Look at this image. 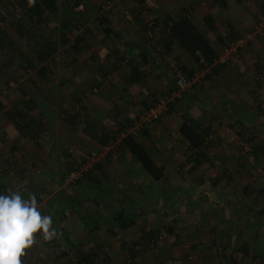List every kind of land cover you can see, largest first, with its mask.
<instances>
[{
  "label": "crops",
  "instance_id": "crops-1",
  "mask_svg": "<svg viewBox=\"0 0 264 264\" xmlns=\"http://www.w3.org/2000/svg\"><path fill=\"white\" fill-rule=\"evenodd\" d=\"M53 4L17 23L7 18L15 4L0 0V183L3 194L34 193L55 229L37 234L23 264L91 250L94 264H264V147L240 151L241 142L264 144V30H255L264 0ZM181 21L213 50L212 65L166 28ZM231 40L243 45L219 63ZM177 69L191 81L182 92ZM173 92L157 121L135 127L155 97ZM184 119L215 141L192 149ZM127 135L159 180L122 148ZM87 162L89 176L69 186L67 171Z\"/></svg>",
  "mask_w": 264,
  "mask_h": 264
},
{
  "label": "trees",
  "instance_id": "trees-1",
  "mask_svg": "<svg viewBox=\"0 0 264 264\" xmlns=\"http://www.w3.org/2000/svg\"><path fill=\"white\" fill-rule=\"evenodd\" d=\"M12 3L15 4V7L13 6L12 9H10V11L7 10V13H8L7 18H12V21L14 22L16 21L17 23L21 20V17L24 11H27L30 15L32 14V15H37L38 17H41L44 14V12L52 13L55 9L53 0H12ZM16 10L21 11V16L19 19L14 18ZM0 23L2 24L3 21L0 20ZM166 28H168L171 34H175L177 36L176 38H177L178 44L181 47H183L185 50H187L191 54V56L194 57L196 61L200 60V57H202L203 61L204 62L206 61L207 64L212 65L214 63L216 55L214 54L213 50L209 47V45L206 43L205 39L202 38V36L195 30L194 26H192L191 23L184 24V22L181 21V26H174V27L166 26ZM3 36H4V33L0 30V47H3V45L6 43ZM234 42L235 40L234 41L231 40L230 43H227V44L225 43L226 45L224 47ZM197 54L200 55V57L197 56ZM156 98L157 97H155L153 100H155ZM175 100L176 98H174L172 102L168 103L167 109L170 107L171 103H173ZM179 132H180V135L187 141V143L192 149L201 151L199 149L204 147L205 137L208 134L205 135L203 131H201V129H199V127L195 125L194 121L184 119L182 125L179 128ZM250 143H253V142L248 141V142L240 143L241 153L243 154L250 153L256 148L264 147V144L254 142L253 145L251 144V149L249 152H243L242 144L248 145ZM121 145H122V148H124L131 154V156L137 161V163L141 166L143 171L151 179L159 180L163 176L162 170L158 166L155 165L150 155L142 148V146H140V144L135 140L134 137H132L131 135L125 136L121 140ZM76 170L78 169L67 171L65 175L66 180L68 179L69 173L72 171H76ZM90 170L91 168L82 172L80 176L77 177V179L73 183H69V186H73L83 181L84 178L89 176ZM4 190H5V187L0 183V193H3ZM73 201L74 200L71 199L69 200L70 203L69 202L68 203L71 204L72 206H75V205L81 206V202L79 201L73 202ZM77 212H80V211H77ZM84 222H85V226L87 227V230L92 232V227L90 228V225L93 224L94 226L95 223L93 220H91V217L84 219ZM95 255L96 253L92 250L85 254L77 253L76 259H72V262L70 264H94L93 260H94ZM66 256H67V252H61L57 254L56 258L59 260Z\"/></svg>",
  "mask_w": 264,
  "mask_h": 264
},
{
  "label": "clouds",
  "instance_id": "clouds-1",
  "mask_svg": "<svg viewBox=\"0 0 264 264\" xmlns=\"http://www.w3.org/2000/svg\"><path fill=\"white\" fill-rule=\"evenodd\" d=\"M55 235L52 217L42 214L34 193L24 198L20 191L0 193V264H23L26 250Z\"/></svg>",
  "mask_w": 264,
  "mask_h": 264
},
{
  "label": "built area",
  "instance_id": "built-area-1",
  "mask_svg": "<svg viewBox=\"0 0 264 264\" xmlns=\"http://www.w3.org/2000/svg\"><path fill=\"white\" fill-rule=\"evenodd\" d=\"M107 4L109 5L110 2H107ZM21 16V11L16 10L15 11V19H19ZM152 25H149V27ZM152 28V27H150ZM255 30L256 31H263L264 30V11L262 10H258L257 12V19H256V24H255ZM243 43L241 42V40H237L232 44H229L228 46L224 47L220 52H219V56L217 58V61L219 63H223L224 61L227 60V58L230 57V54L232 52H235V50H237V48L242 47ZM191 86V81L187 78V76H185L183 74V72L179 69L174 71V80H173V88L175 90V92H182L186 89H188ZM173 92L170 95H163V96H159L157 97L155 100H153L150 103L149 109L147 110V113L140 117V119L136 122V128H142L144 127V125H150L151 123L157 121L167 110V105L168 103L172 102L174 100V98H176V93ZM262 107H264V101L262 103ZM213 141H215V137L212 134H208L205 137V143L204 146L207 143H212ZM251 144L253 145V143H250L248 145L246 144H242L243 147V152H249L251 149ZM95 156V153L91 154V159ZM90 167V162H87L84 167L76 170V171H72L69 173L67 182L68 183H73L77 177L80 176V174L86 170H88Z\"/></svg>",
  "mask_w": 264,
  "mask_h": 264
},
{
  "label": "rangeland",
  "instance_id": "rangeland-1",
  "mask_svg": "<svg viewBox=\"0 0 264 264\" xmlns=\"http://www.w3.org/2000/svg\"><path fill=\"white\" fill-rule=\"evenodd\" d=\"M52 251H53V250H51V252H52ZM63 259L65 260V262H63V263L65 264V263H67L69 260L72 261V259H76V257H73V256H70V257H69V256L67 255L66 257L61 258V260H63ZM64 260H63V261H64ZM61 262H62V261H61ZM61 262H60V263H61ZM60 263H59V264H60Z\"/></svg>",
  "mask_w": 264,
  "mask_h": 264
}]
</instances>
